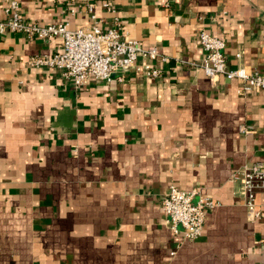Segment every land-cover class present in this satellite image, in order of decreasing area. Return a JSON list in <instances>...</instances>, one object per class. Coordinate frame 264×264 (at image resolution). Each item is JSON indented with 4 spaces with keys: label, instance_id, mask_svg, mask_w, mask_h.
Listing matches in <instances>:
<instances>
[{
    "label": "crops",
    "instance_id": "1",
    "mask_svg": "<svg viewBox=\"0 0 264 264\" xmlns=\"http://www.w3.org/2000/svg\"><path fill=\"white\" fill-rule=\"evenodd\" d=\"M17 1L27 21L71 28L93 23V4L102 28L115 20L167 60L153 61L156 78L129 69L76 88L27 61L59 52V38L0 33V264H264V216L247 219L233 176L264 162V90L190 64L202 27L225 41L227 68L264 72V0H109L113 12ZM170 184L215 202L195 240L161 209ZM256 203L264 211V192Z\"/></svg>",
    "mask_w": 264,
    "mask_h": 264
},
{
    "label": "built area",
    "instance_id": "2",
    "mask_svg": "<svg viewBox=\"0 0 264 264\" xmlns=\"http://www.w3.org/2000/svg\"><path fill=\"white\" fill-rule=\"evenodd\" d=\"M101 5L108 11H114L109 0ZM86 9L93 21L88 27L71 28L68 21L41 25L23 18L19 13L18 1L10 0L3 9L5 17L0 20V33L11 30L23 32L29 39L59 38V52L48 57L31 56L27 61L34 67L60 69L61 75L71 79L76 88L84 86L91 79L109 82L115 73L121 74L129 69H141L151 78L160 76L161 70L153 61H166L167 57L160 54L155 46L144 47L138 40L127 37L125 32L119 31L115 20L112 25L102 28L96 20L94 5L88 4ZM197 37L204 56L199 64H190L199 66L211 82L224 77L239 80L243 92L264 90V72L244 66L226 67L225 41L222 38L211 35L202 27L198 29ZM139 58L143 60L141 64L137 63ZM249 130L250 127L244 125L239 127L242 134H248ZM233 176L241 181L247 219L253 221L262 218L264 211L258 207L256 196L258 192H264V162L247 165ZM195 195L196 189H183L170 184L161 201V209L171 230L175 233L180 230L189 240L202 235L206 210L215 206L209 197L200 196L194 201Z\"/></svg>",
    "mask_w": 264,
    "mask_h": 264
}]
</instances>
